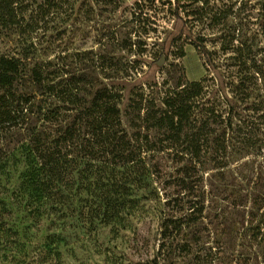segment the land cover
Returning a JSON list of instances; mask_svg holds the SVG:
<instances>
[{
    "label": "rangeland",
    "instance_id": "obj_1",
    "mask_svg": "<svg viewBox=\"0 0 264 264\" xmlns=\"http://www.w3.org/2000/svg\"><path fill=\"white\" fill-rule=\"evenodd\" d=\"M22 3L36 23L28 35L0 26V52L29 46L62 84L84 73L88 94H119L138 180L124 170L100 178L81 163L38 203L23 193L24 164L10 162L0 176V264H264V0ZM27 123L0 132V157ZM93 139L86 157L105 156L102 136ZM113 186L126 201L105 213Z\"/></svg>",
    "mask_w": 264,
    "mask_h": 264
},
{
    "label": "trees",
    "instance_id": "obj_2",
    "mask_svg": "<svg viewBox=\"0 0 264 264\" xmlns=\"http://www.w3.org/2000/svg\"><path fill=\"white\" fill-rule=\"evenodd\" d=\"M21 5L22 0H0V26L16 28L28 35L36 22L32 18H24ZM28 47L25 46L17 54L0 52V132L18 126L26 119L29 122L21 143L0 157V176L10 162L24 164L21 174L23 193H29L38 203L47 196L60 193L62 186H68L73 180V171L81 163L88 164L86 168L95 166L96 175L100 178L124 170L122 177L125 176V180H138L134 174L138 167L136 151L122 127L120 95L102 87L88 94L82 85L87 83L92 88L94 81L87 82L84 73L71 76L62 84L51 76L54 71H46L38 62L30 60L32 54L27 52ZM41 95V102L46 103L55 96L60 105L49 108L45 104L37 105ZM87 95H90L88 100ZM62 105L68 106L66 110L70 109L68 111L75 114H63ZM48 123L59 124L60 128L55 133L40 128ZM96 134L104 140L102 155L105 156L93 154L87 158L84 153L86 144L93 143V135ZM75 149L79 152L73 154ZM98 159L101 165L96 164ZM86 168L80 170V174L90 177L94 169ZM117 191L118 188L113 186L102 193L101 203L105 205V213L123 208L126 198L120 200L121 195ZM114 192L116 195H113ZM5 206L0 199L1 211Z\"/></svg>",
    "mask_w": 264,
    "mask_h": 264
}]
</instances>
